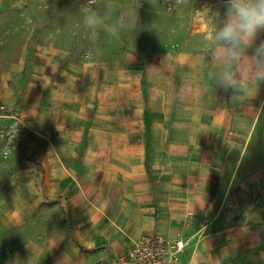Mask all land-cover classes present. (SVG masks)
I'll list each match as a JSON object with an SVG mask.
<instances>
[{"label":"crops","instance_id":"crops-1","mask_svg":"<svg viewBox=\"0 0 264 264\" xmlns=\"http://www.w3.org/2000/svg\"><path fill=\"white\" fill-rule=\"evenodd\" d=\"M139 1L90 6L98 27L116 21L108 48L102 36L110 32L96 28L93 35L83 23L87 0H0V67L7 68L0 83L8 68L30 82L15 96L30 100L23 112L33 132L28 142L45 167L46 188L34 191L30 207L63 208L70 228L25 241L18 205L25 188L7 186L0 154V264L28 254L33 264H115L152 232L187 242L184 264H264V56L257 53L264 30L238 61L229 60L209 39L217 29L212 21L223 26L227 0H184L196 8L193 18L207 20L205 29L189 32L169 30L164 0H144L156 4L150 9L134 5ZM29 18L37 21L24 30ZM16 46L21 59L12 63ZM89 47L110 54L100 63L77 60ZM98 63L112 68L110 86L86 85ZM225 71L234 74L235 88L220 84ZM233 90L251 100L238 97L236 107ZM233 114L254 121L232 123ZM44 220H37L39 232L55 224Z\"/></svg>","mask_w":264,"mask_h":264},{"label":"rangeland","instance_id":"rangeland-1","mask_svg":"<svg viewBox=\"0 0 264 264\" xmlns=\"http://www.w3.org/2000/svg\"><path fill=\"white\" fill-rule=\"evenodd\" d=\"M183 1L184 0H164L162 1V4L160 7H162L165 11H167L169 14H172L173 16V17L172 16L169 17L167 21L169 30L170 29L176 30V28H179L180 30H188L187 32H189L191 30L198 31V30L205 29L206 28L205 24L207 23V20L206 19L200 20L198 16L197 18H193V14L195 13L196 8L194 9V12L191 11L190 2L187 1V3L186 2L183 3ZM133 4L134 3L130 4L132 9L134 7ZM134 5H136L137 7L140 6V7H146L147 9H150V7H154L156 4L155 3L150 4L149 1H146L145 3L144 0H140L138 4L136 3ZM181 11L183 15L181 14ZM178 12L180 13L181 17H179V19H175V15L178 14ZM69 16H70V19L66 21L74 23L76 21L75 16L72 14H69ZM37 18L26 19L25 21L26 28L24 30H32L35 21H37ZM133 22L134 20L130 22L128 21V24L135 25V23ZM159 22L156 20V22H152V23L153 25L155 24L158 25ZM115 23L116 21L112 19L109 24V29L115 28L114 27ZM57 24H58V21H57ZM212 24H215V27L217 28L216 30L219 29L217 20L212 21ZM17 25L18 24L14 23L11 30H16ZM63 29L64 28L62 24H59V26L57 27V30H63ZM97 29L98 30H108L107 27L106 29L97 27ZM102 39H103L102 45L108 48H109V44H112V42L113 43L115 42L114 37H112L111 34H107V32L103 34ZM197 41L199 42V44H205V38L203 36L197 37ZM56 44L59 45L57 42ZM60 45H62V43ZM17 48H18L17 46L14 47L13 50L16 49L18 51L16 50L11 51L12 55L9 56V59L11 60L12 63L13 62L15 63L16 61H19V59H21L20 57L21 50ZM108 53L109 51H107L106 54L103 53L105 54V56L103 57L100 51H95V50L93 51L89 47L87 50H84L83 52H81L80 53L81 55L79 54V57L81 59H78L77 57V60L86 59L89 61L91 60L93 62L100 63L103 60L106 61L105 60L106 57H108L110 54ZM242 53L243 52H241V54ZM73 56L75 55L73 54ZM99 63L93 67L92 66L89 67L88 73L92 74V76L88 77V79H91V80L86 82L87 86L92 87V85L94 86L97 85L98 87L101 88L102 86L105 87L107 85L109 86L111 85L112 76L114 74L111 71L112 68L107 67L109 65H102ZM6 69L7 68L0 67V70L6 71ZM13 69L14 68H8V71H7L8 75L6 76L7 78L5 82L2 84L0 83V154H2V157H6V160H7V165H2L3 170H6L8 172L7 186L14 187L17 184L23 183V186L25 188V191H24L25 193L23 194L22 197L20 196V198L23 200L18 201L19 203L18 205L19 207L21 206L23 210L22 212L23 218H21V220H23V223H24V232H23L24 238H25V241L29 242V239L31 238V236L40 235V237L45 236V239H46L48 235L50 236L53 234L58 235V233H62L64 232V230H69L70 228L67 225H64V223L66 222L67 212H65L63 208H59L56 211H52L50 213H48V209L45 206H39V209L36 208L37 211H34V212L31 210L30 206L32 204H35L37 200V196L34 193V191H36V189H40L41 191L42 188L43 189L46 188L45 167L42 164L40 157L37 154L33 153L32 151L33 149L29 146V142H28L30 141L31 134L33 132L31 131V127H29L28 129L25 126L24 119H23L24 118L23 112L27 111L29 107L28 102L30 100H26V99L21 100L19 98H16L15 96L16 93L19 90H21L23 86L28 85L27 88L29 89L31 84L30 82H28V84L21 83V80L24 78L20 75V69L19 71H16L15 69L14 70ZM26 70L28 69L25 68V71ZM106 70L107 72L109 71L108 74L105 73ZM99 78L100 80L96 81ZM36 80L37 79L34 78V81ZM78 85L79 84H77L76 86ZM238 85L240 86L239 88L242 89V87L245 86V82H238ZM241 91L233 90V92H231V97L233 99L232 102L233 104L236 103V107L240 101V98L238 97L251 100L249 96H247L248 98H246ZM234 100H236L235 103H234ZM247 104L250 106V102H248ZM231 117H232V123H238L240 121L242 122V121H245V119H247L248 124L254 121L253 120L254 118H252V116L244 115V114H233L231 115ZM259 123H264V114H261ZM34 128H33L34 132L35 131L39 133L41 132L40 129H36V128L34 129ZM43 134L46 135V133H43ZM21 171H23V173H20ZM7 197H8V200H10V195H8ZM43 197L45 198L46 202H51L50 200L47 199V196L45 194L43 195ZM3 202L4 201H2V203ZM13 202L17 203L16 199H14ZM49 217L53 219L52 222L55 224L54 225L52 224L53 227L49 228L47 226V223L45 222L46 224L42 225L43 226L41 229L42 231L39 232L38 227H37V223H38L37 220H42V219L44 220ZM181 259L185 263V257H183V255L181 256ZM7 264H16V262L15 260L11 259V260H8ZM17 264H33L30 254L25 256L22 260L18 261Z\"/></svg>","mask_w":264,"mask_h":264},{"label":"clouds","instance_id":"clouds-1","mask_svg":"<svg viewBox=\"0 0 264 264\" xmlns=\"http://www.w3.org/2000/svg\"><path fill=\"white\" fill-rule=\"evenodd\" d=\"M95 0H87L86 7L81 9L84 25L93 30L101 24L99 14L91 9ZM264 30V0H227L226 18L223 26L215 32V39L225 50L229 60H239V54ZM107 31L116 35V29ZM258 55L264 56V45L257 50ZM220 84L225 88H235L237 81L230 71H225L220 77Z\"/></svg>","mask_w":264,"mask_h":264},{"label":"built area","instance_id":"built-area-1","mask_svg":"<svg viewBox=\"0 0 264 264\" xmlns=\"http://www.w3.org/2000/svg\"><path fill=\"white\" fill-rule=\"evenodd\" d=\"M187 242L166 237L159 232L143 236L115 261V264H184L181 254Z\"/></svg>","mask_w":264,"mask_h":264}]
</instances>
